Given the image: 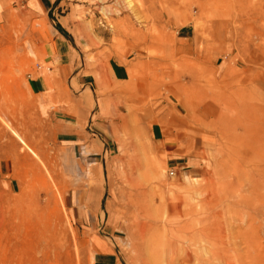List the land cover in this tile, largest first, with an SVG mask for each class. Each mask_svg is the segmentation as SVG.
<instances>
[{
    "label": "rangeland",
    "instance_id": "obj_1",
    "mask_svg": "<svg viewBox=\"0 0 264 264\" xmlns=\"http://www.w3.org/2000/svg\"><path fill=\"white\" fill-rule=\"evenodd\" d=\"M55 8L0 21V264H264V0Z\"/></svg>",
    "mask_w": 264,
    "mask_h": 264
},
{
    "label": "crops",
    "instance_id": "obj_2",
    "mask_svg": "<svg viewBox=\"0 0 264 264\" xmlns=\"http://www.w3.org/2000/svg\"><path fill=\"white\" fill-rule=\"evenodd\" d=\"M13 3H21L22 5L28 7L29 9H36L37 11H40L43 16H49L50 14L54 15V9L55 8V3L58 0H12ZM11 0H0V21L4 19L6 16V11L8 7L10 6ZM57 40L59 42V45H67L68 41L66 39V36L62 34L61 32L58 31V36ZM111 71H109V75L111 79L115 80H127V71L124 65H121L120 61L118 59H114L111 63ZM97 114V113H96ZM95 114V115H96ZM90 125V130L92 131L91 135H94L95 139L102 138V140H106L109 135H110V130L113 125V121L109 118H98L97 120L93 121L92 119L89 121ZM168 138V137H166ZM157 139L160 141H163L165 145L168 147H173L174 146V141L175 139L171 137L166 140L165 136H158ZM171 143V144H169ZM183 160V162H182ZM186 163V159H180V161H177L178 165Z\"/></svg>",
    "mask_w": 264,
    "mask_h": 264
},
{
    "label": "bare ground",
    "instance_id": "obj_3",
    "mask_svg": "<svg viewBox=\"0 0 264 264\" xmlns=\"http://www.w3.org/2000/svg\"><path fill=\"white\" fill-rule=\"evenodd\" d=\"M206 111V110H205ZM205 118V117H204ZM232 119V118H231ZM253 183V182H252ZM252 187V186H251ZM183 206V205H182ZM173 208H174V206H173ZM194 213V212H193ZM192 213V214H193ZM190 215V214H189ZM186 216V215H185ZM181 218V217H180ZM193 220H196L195 218L193 219ZM194 223L196 222V221H193ZM192 222V223H193ZM184 223H186V222H184ZM192 223H191V225H192ZM167 224V223H166ZM187 224H189V223H187ZM138 226V228H137V231H138V233H139V238L138 239H134V240H132V247H133V251H135L136 252V254L141 258V259H143L144 257H143V255H145L146 253H148V249H150L151 248V244H153V240L152 239H150V237L149 236H151L150 235V233H151V231H157V228H156V226L154 227V225L153 224H149L147 221H140V223L137 225ZM136 226V227H137ZM186 226V225H185ZM245 242H248V239H245ZM177 244H179V243H174V242H171V241H168V243H167V248H168V253L169 254H171L172 252H173V250H174V248L175 247H177ZM152 249V248H151ZM151 249L149 250V251H151ZM187 252V251H186ZM247 252H248V250H247ZM186 255H185V257H184V259H185V261H186V263H190V262H192L193 261V259H195V257H196V255H194V254H192L191 252H187V253H185ZM220 254L221 253H214V257H213V259H215V258H218V259H221V256H220ZM168 258H170V257H168ZM138 261V260H137ZM203 262H209V261H211V259H204V260H202ZM131 264V263H130ZM225 264H230V263H225Z\"/></svg>",
    "mask_w": 264,
    "mask_h": 264
},
{
    "label": "trees",
    "instance_id": "obj_4",
    "mask_svg": "<svg viewBox=\"0 0 264 264\" xmlns=\"http://www.w3.org/2000/svg\"><path fill=\"white\" fill-rule=\"evenodd\" d=\"M58 28H59V27H58ZM59 30H60V32H61L62 34H64L66 37H69V35L67 34L66 31L62 30L61 28H59Z\"/></svg>",
    "mask_w": 264,
    "mask_h": 264
}]
</instances>
